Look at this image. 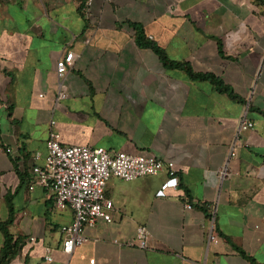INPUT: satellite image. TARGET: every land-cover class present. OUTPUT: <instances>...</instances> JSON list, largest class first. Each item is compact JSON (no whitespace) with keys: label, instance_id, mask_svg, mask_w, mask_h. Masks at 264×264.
<instances>
[{"label":"crops","instance_id":"0c3cea01","mask_svg":"<svg viewBox=\"0 0 264 264\" xmlns=\"http://www.w3.org/2000/svg\"><path fill=\"white\" fill-rule=\"evenodd\" d=\"M133 23L233 94L165 65L138 45ZM68 51L76 58L58 100L57 62ZM244 116L254 128L240 131ZM51 120L64 144L172 162L178 186L157 196L167 168L111 178L113 221L86 225L87 240L66 254L61 227L73 211L29 189ZM11 212L19 244L7 264H47L48 246L56 264H264V0H94L89 14L81 0H0V222ZM3 243L0 230V252Z\"/></svg>","mask_w":264,"mask_h":264},{"label":"built area","instance_id":"2783aa9c","mask_svg":"<svg viewBox=\"0 0 264 264\" xmlns=\"http://www.w3.org/2000/svg\"><path fill=\"white\" fill-rule=\"evenodd\" d=\"M93 1L81 0L85 14H89ZM75 58L76 53L68 51L57 62L58 100L67 97L63 79L70 67L74 65ZM50 123L45 157H42L40 151L34 152L32 156L34 162L29 173V189L44 188L52 195L56 208L60 210L70 208L73 211V220L61 227L62 250L66 254H72L87 240L84 234L86 225H93L99 218L108 222L113 221L114 203L106 194L111 178L132 181L157 175L167 168L170 177L158 190L157 196H166L167 188L176 187L179 184L172 162L166 163L154 154H131L90 145H67L62 142L60 133L53 128L55 121L51 120ZM251 128H254V122L244 116L240 123V131ZM6 151L13 152L9 147ZM235 154V148H232L230 155ZM222 173L227 174V167L222 170ZM185 207L193 208V204L187 203ZM207 227L209 240L216 241L218 235L215 231V216L210 218ZM147 236V227L140 225L136 237L141 247L147 246ZM129 244L135 243L132 241ZM43 258L47 264H56L53 248L49 246L45 248ZM91 261L94 262V260Z\"/></svg>","mask_w":264,"mask_h":264},{"label":"trees","instance_id":"16d2710c","mask_svg":"<svg viewBox=\"0 0 264 264\" xmlns=\"http://www.w3.org/2000/svg\"><path fill=\"white\" fill-rule=\"evenodd\" d=\"M133 25L136 30L135 37L138 45L152 48L165 65L186 71L192 79H208L213 82L219 90L233 94L232 88L224 85L222 80L214 74L196 72L190 62L172 60L164 48H162L155 40L148 38L144 27L140 23H133ZM13 220L14 215L13 212H11L6 221L0 222V230L4 236V243L0 252V264H7L10 258H12L17 252L19 240L15 239L9 230V225Z\"/></svg>","mask_w":264,"mask_h":264},{"label":"rangeland","instance_id":"374dc122","mask_svg":"<svg viewBox=\"0 0 264 264\" xmlns=\"http://www.w3.org/2000/svg\"><path fill=\"white\" fill-rule=\"evenodd\" d=\"M254 2H255L256 4H258V0H254Z\"/></svg>","mask_w":264,"mask_h":264}]
</instances>
